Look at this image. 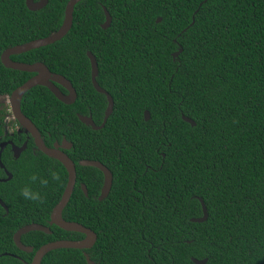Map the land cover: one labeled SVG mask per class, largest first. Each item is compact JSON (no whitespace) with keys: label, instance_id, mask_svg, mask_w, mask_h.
<instances>
[{"label":"trees","instance_id":"trees-1","mask_svg":"<svg viewBox=\"0 0 264 264\" xmlns=\"http://www.w3.org/2000/svg\"><path fill=\"white\" fill-rule=\"evenodd\" d=\"M66 1L30 11L25 0H0V54L56 31ZM101 6L111 16L105 29ZM87 51L113 99L101 130L77 118L91 113L100 124L106 107L91 84ZM12 58L42 62L76 91L71 105L44 86L23 95L21 112L44 140L64 137L73 144L72 160H95L112 173L108 196L98 200L101 172L75 163L76 184L61 213L96 234L84 250L93 264H264V0H82L64 37ZM31 75L0 62V97ZM8 109L0 103V142ZM0 163L11 174L0 181L7 208L0 206V264H23L11 255L30 262L33 252L18 250L12 236L30 223L47 226L67 174L57 160L29 149L13 159L5 148ZM49 170L59 179L31 184L41 200H23L18 193L29 176ZM199 199L207 218L193 222L203 214ZM50 230L21 242L35 251L84 237ZM82 252L52 250L41 264H88Z\"/></svg>","mask_w":264,"mask_h":264},{"label":"water","instance_id":"water-1","mask_svg":"<svg viewBox=\"0 0 264 264\" xmlns=\"http://www.w3.org/2000/svg\"><path fill=\"white\" fill-rule=\"evenodd\" d=\"M79 1L80 0H68L66 7H65L64 14H63L61 25L54 33L44 38L35 39L33 41H30V42H27L21 45L9 47L0 54V62L5 68L34 74L30 78H28L24 83H22L20 86L15 88L11 92V94L8 96L10 114L12 118L17 121V123L25 130V132L30 133L37 149L44 155L50 158L56 159L58 162H60L62 166L64 167L66 174H67L66 185L63 189L60 199L54 205V207L52 208L50 212L48 223L49 225H55L56 227L62 230L79 233L84 236L82 239H79V240H57V241H52V242L42 245L35 251V254L31 262L28 264H41V260L45 256V254H47L48 252L52 250H57V249L83 250L82 253H83V256L85 257L86 262L88 264H93V262L89 258V255L86 252H84V250H88L92 248V246L94 245L96 241V234L91 229L86 228L79 223L65 221L61 216L62 210L67 205L72 195V192L74 190V186L76 182V169H75V164L72 162V160L64 152H62L58 147H60L61 149L62 148L68 149L70 144L66 143V141L63 140L60 146L55 145L53 148L46 147L43 144L40 138V135L38 131L36 130L35 126L28 118H26L22 114L21 108H20V103H21V99L23 95L28 90H30L31 88L35 86L46 87L54 95V97L57 100H59L60 102L66 105L72 104L74 102L77 96L76 91L74 87L72 86L71 82L67 78H65L64 76L60 74H54L50 72L49 69L46 67V65H44L42 62L28 64V63L16 62L10 59L11 55L21 54L31 49H36L39 47L52 44L60 40L62 37H64L72 26L73 8L75 4ZM25 5L27 9L30 11L39 9L37 4L34 3L33 0H25ZM103 11H104L105 20L103 24L101 25V27L105 29L110 25L111 17L105 8H103ZM179 52H180V49L178 50V52H175V55H177ZM87 57L90 61V68H91L90 74H91L92 86L97 92L104 94L107 100V106L104 111L103 121L99 126H96L94 124L90 116L77 115V118L79 119L81 123L85 124L86 126H89L91 129L98 130L104 126L107 118L112 113L113 100L111 96L98 85L96 81L97 66H96L94 56L90 52H87ZM57 85L65 89L67 91V94H63ZM144 119L145 120L149 119V114L147 111H144ZM182 119L185 122L189 123L191 126L195 125V122L188 117L182 116ZM4 145H5L4 143L0 144V155H1ZM23 148H24V145H23ZM13 150H14L15 156L17 157L18 152H16L15 147H13ZM79 165L83 167L96 168L102 173L103 182H102V186H101L100 193L98 196V200H103L104 198H106L112 187V174L110 173L108 168L104 166L102 163L95 161V160H80ZM0 167H3L1 163H0ZM10 178H11V174L7 173V178L3 179V181L8 180ZM81 188L84 194L86 195L87 191H86L85 186L81 185ZM199 201L201 204L203 214H202V217L193 219L192 220L193 222H203L207 218L206 207L201 199H199ZM0 206L5 211H7L5 204L1 200H0ZM30 231H40L44 233H50V230L48 227L35 224V223L27 224V225L20 227L12 236L13 243L19 250L24 251V252H32L33 250L32 247L25 246L20 241L21 235L27 232H30ZM191 260L194 264H205L207 262V258H204L201 260L196 259V258H191Z\"/></svg>","mask_w":264,"mask_h":264},{"label":"flooded vegetation","instance_id":"flooded-vegetation-1","mask_svg":"<svg viewBox=\"0 0 264 264\" xmlns=\"http://www.w3.org/2000/svg\"><path fill=\"white\" fill-rule=\"evenodd\" d=\"M82 0H80L79 2H81ZM33 2L34 3H36L37 4V6H38V8L39 9H36V10H34V11H40V10H42V9H44L46 6H47V4H48V0H33ZM67 2H68V0L66 1V3H65V6H64V8H63V12H62V14H64V11H65V7H66V4H67ZM79 2H77V3H79ZM76 3V4H77ZM76 4H75V6H76ZM75 6H74V8H73V12H72V14H74V9H75ZM88 7H92V4H89V6ZM102 7V10H103V8H105V7H103V6H101ZM106 9V8H105ZM108 12V11H107ZM90 13V12H89ZM103 14H104V11H103ZM110 15V14H109ZM111 17V16H110ZM104 20H105V16H104ZM103 24V22L102 23H100V26ZM60 27V26H59ZM102 28V27H101ZM55 32V31H54ZM54 32H51L50 34H52V33H54ZM49 34V35H50ZM44 38V37H43ZM39 39V38H38ZM33 40H35V39H33ZM33 40H30V41H33ZM30 41H28V42H30ZM25 43H27V42H25ZM55 43V42H54ZM22 44H24V43H22ZM53 44V43H52ZM19 45H21V44H19ZM50 45V44H49ZM47 46V45H46ZM44 47V46H43ZM40 48V47H39ZM37 49V48H36ZM31 50H34V49H31ZM31 50H29V51H31ZM28 52V51H27ZM87 52H89V51H87ZM87 52H86V56H87ZM25 53V52H24ZM22 54V53H21ZM17 55H19V54H17ZM93 55V54H92ZM12 56H14V55H11L10 56V59H12L13 61H16V62H22V61H20V60H14L13 58H12ZM94 56V55H93ZM94 58H95V56H94ZM87 59H88V57H87ZM37 62H39V61H37ZM88 62H89V77H90V81H91V68H90V61H89V59H88ZM95 62H96V66L98 65L97 64V59L95 58ZM22 63H26V62H22ZM32 63H36V62H32ZM28 64H31V63H28ZM99 69H98V66H97V76H96V81H97V78L99 77V71H98ZM32 75L31 76H33L34 74L33 73H31ZM54 74H57V73H54ZM30 76V77H31ZM100 76H103V75H100ZM102 78V77H101ZM98 83V82H97ZM92 84V83H91ZM98 85H99V83H98ZM58 86V85H57ZM100 86V85H99ZM59 87V89H60V91L63 93V94H67V91L65 90V89H63L62 87H60V86H58ZM101 87V86H100ZM102 89H104L107 93H108V91L104 88V87H101ZM97 92V91H96ZM99 93V92H98ZM101 95H103L104 96V94H102V93H100ZM109 94V93H108ZM110 95V94H109ZM111 96V95H110ZM77 97V96H76ZM105 97V96H104ZM111 98H112V96H111ZM76 100V99H75ZM74 100V101H75ZM105 100H106V97H105ZM113 100V99H112ZM74 103V102H73ZM72 103V104H73ZM64 104V103H63ZM66 105V104H65ZM68 105H71V104H68ZM106 106H107V100H106ZM10 109V108H9ZM105 109H106V107H105ZM105 109H104V111H105ZM104 111H103V114H104ZM90 113V112H89ZM77 115H78V113H77ZM82 116H90L91 117V113L89 114V115H82ZM104 117V116H103ZM91 119H92V117H91ZM93 121V120H92ZM102 121H103V118H102V120H101V122H100V124L102 123ZM11 122V123H10ZM94 122V121H93ZM83 124V123H82ZM95 124V123H94ZM100 124H95L96 126H99ZM34 125V124H33ZM83 125H85V124H83ZM86 126V125H85ZM87 127H89V126H87ZM11 128V129H10ZM36 128V127H35ZM90 128V127H89ZM103 128V127H102ZM102 128H100V129H98V130H101ZM9 129V130H8ZM91 129V128H90ZM36 130L38 131V129L36 128ZM93 130V129H92ZM102 132V131H101ZM38 133H39V135H40V138H41V140H42V142H43V144L46 146V147H48V148H53L55 145L56 146H60L61 145V143H62V141L63 140H65L66 141V143H68V144H70L69 145V148L68 149H64V148H60V147H58L62 152H64L69 158H70V156H69V151L73 148V144H72V142H70V141H68V140H66L64 137H62L60 140H58V139H56V138H54V139H52V141L49 143L48 141H49V139H48V141H47V139L46 140H44V138H43V136L40 134V132L38 131ZM3 137H5V139L4 140H2L1 142H0V144H5L4 145V147H3V149L2 150H4L5 148H8V151H9V154H10V156H11V158H13V159H19V157L20 156H22V154H23V152H25L27 149H29V151H30V153L32 154V155H36V156H38L39 155V153H41L38 149H37V147L35 146V144H34V140H33V138L31 137V135H30V133H28V132H25V130L17 123V121L16 120H14V119H12V121H9V122H6V125L4 126V130H3V135H2ZM48 136H49V134H48ZM23 145H24V148H23ZM13 147H15V149H16V152H18V155H17V157L15 156V154H14V150H13ZM102 151V148H101V143H100V145H99V147H98V153H100ZM71 159V158H70ZM56 160V159H55ZM72 160V159H71ZM83 160V159H82ZM79 161L80 160H77L76 162L74 161V160H72V162L75 164V163H77V164H79ZM1 168V170L3 171V173H4V175L7 177V173H9L8 171H7V169L4 167V165H3V167H0ZM75 169H76V164H75ZM111 173V172H110ZM10 174V173H9ZM102 174V173H101ZM112 174V173H111ZM6 177H5V179H6ZM102 177H103V175H102ZM3 179L4 178H2V179H0V181H3ZM113 179V178H112ZM9 180V179H8ZM67 181V180H66ZM102 181H103V179H102ZM75 184H76V182H75ZM81 185H83V184H81ZM81 185H80V188H81ZM75 187V186H74ZM101 189V188H100ZM81 190H82V188H81ZM83 192V191H82ZM84 193V192H83ZM99 193H100V191H99ZM85 195V194H84ZM49 220L47 221V226L45 225V227H48L49 228V230H50V226H52V225H49ZM31 224V223H30ZM39 225H41V224H39ZM44 226V225H43ZM30 232H34V231H30ZM30 232H27V233H25V234H22L21 235V238H20V241H21V239H22V237L24 236V235H26V234H28V233H30ZM37 232H40V231H37ZM44 233V232H43ZM50 233H51V230H50ZM50 233H45V234H50ZM54 241H57V240H54ZM52 242V241H51ZM22 243V242H21ZM47 243H49V242H47ZM23 244V243H22ZM46 244V243H45ZM24 245V244H23ZM42 245H44V244H42ZM42 245H40V246H42ZM26 246V245H25ZM39 246V247H40ZM16 247V246H15ZM29 247H32V246H29ZM38 247V248H39ZM17 248V247H16ZM33 248V247H32ZM37 248V249H38ZM18 249V248H17ZM19 250V249H18ZM21 251V250H20ZM36 251V250H35ZM35 251H33L32 250V252H33V256H34V254H35ZM21 252H23V253H32V252H24V251H21ZM46 255V254H45ZM12 257H14V258H17V259H19L23 264H28V263H30L31 262V260H32V258H33V256H32V258L30 259V262H25V261H23L19 256H16V255H11ZM43 259V258H42Z\"/></svg>","mask_w":264,"mask_h":264},{"label":"clouds","instance_id":"clouds-1","mask_svg":"<svg viewBox=\"0 0 264 264\" xmlns=\"http://www.w3.org/2000/svg\"><path fill=\"white\" fill-rule=\"evenodd\" d=\"M79 115V114H78ZM79 120V119H78ZM51 180H58L59 177L55 171L49 170L48 176H38L33 173L29 176V183L25 184L19 189V196L25 201H39L41 200V193L34 190L31 184L38 182L41 187L47 186Z\"/></svg>","mask_w":264,"mask_h":264},{"label":"rangeland","instance_id":"rangeland-1","mask_svg":"<svg viewBox=\"0 0 264 264\" xmlns=\"http://www.w3.org/2000/svg\"><path fill=\"white\" fill-rule=\"evenodd\" d=\"M0 103L6 105L8 108H9V99H8V96H1L0 97ZM8 112L10 113V109H8ZM12 116L11 114L6 118V121L5 122H9V121H12ZM11 123V122H10ZM11 129V128H10ZM9 130V129H8Z\"/></svg>","mask_w":264,"mask_h":264}]
</instances>
